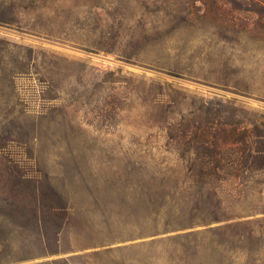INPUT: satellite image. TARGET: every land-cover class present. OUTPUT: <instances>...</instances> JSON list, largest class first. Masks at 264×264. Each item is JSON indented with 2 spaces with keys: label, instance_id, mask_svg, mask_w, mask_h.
Here are the masks:
<instances>
[{
  "label": "rangeland",
  "instance_id": "374dc122",
  "mask_svg": "<svg viewBox=\"0 0 264 264\" xmlns=\"http://www.w3.org/2000/svg\"><path fill=\"white\" fill-rule=\"evenodd\" d=\"M208 6L0 0V264H264V169L178 143L264 148V41Z\"/></svg>",
  "mask_w": 264,
  "mask_h": 264
},
{
  "label": "trees",
  "instance_id": "16d2710c",
  "mask_svg": "<svg viewBox=\"0 0 264 264\" xmlns=\"http://www.w3.org/2000/svg\"><path fill=\"white\" fill-rule=\"evenodd\" d=\"M208 1L209 6L206 10L207 16L212 17L217 26L232 33V37L229 39L235 42H241L243 34H248L256 41H264V0ZM224 132L226 131L224 130ZM211 133L212 132L208 129L201 130L198 137L202 139L205 138V140L198 142L196 145L189 141L186 142L184 136L180 135V141H178V143L183 146V150H185L187 157H189L188 163L190 162L191 171L199 170L203 172L205 169L209 170L206 177L214 179L221 177L219 172L216 171V167L223 170L228 164L234 167L236 175L238 173H244L245 170L254 165L259 169H264V148L261 147L256 148L253 160L250 164H248V160H245L244 158H237V160H232L227 162V164H221V160L214 158L211 151H209V148L219 147L224 144L226 145L228 142L221 145L211 143L207 139ZM214 133L217 134V129H215ZM215 134L213 136H215ZM177 137H179V135H174V138ZM234 140L237 143H241L242 141L239 140V138H235ZM207 151H209V153L206 154L208 158L202 160L201 153H206ZM192 154H195L196 157H192Z\"/></svg>",
  "mask_w": 264,
  "mask_h": 264
}]
</instances>
